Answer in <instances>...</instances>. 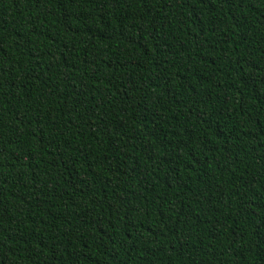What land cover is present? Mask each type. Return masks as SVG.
<instances>
[{
  "label": "trees",
  "instance_id": "trees-1",
  "mask_svg": "<svg viewBox=\"0 0 264 264\" xmlns=\"http://www.w3.org/2000/svg\"><path fill=\"white\" fill-rule=\"evenodd\" d=\"M0 264H264V0H0Z\"/></svg>",
  "mask_w": 264,
  "mask_h": 264
}]
</instances>
